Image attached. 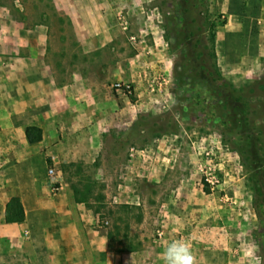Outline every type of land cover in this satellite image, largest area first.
I'll use <instances>...</instances> for the list:
<instances>
[{
	"label": "rangeland",
	"instance_id": "374dc122",
	"mask_svg": "<svg viewBox=\"0 0 264 264\" xmlns=\"http://www.w3.org/2000/svg\"><path fill=\"white\" fill-rule=\"evenodd\" d=\"M65 1L69 15L57 11L58 0L0 3L29 24L51 18L56 30L71 36L76 28L70 17L94 24L104 19V26H90L88 34L105 30L113 41L96 58H75L74 68L87 70V77L101 85L114 112L126 99L138 105L136 111L129 105L136 114L132 125L119 133L110 129L98 154L89 155L83 144L87 159L55 165L78 208L72 222L81 233L74 234L75 242L138 249L145 240L164 236L157 218L168 196L233 197L242 202L230 203L232 211L244 212L233 216L242 220H229L240 237L232 240L243 250L234 264H264V57L253 62L250 75L229 74L218 62L223 79L215 86L210 73L214 27L217 35L225 31L238 13L235 5L254 4L264 11V0H234V7L230 0H183L181 7L178 0ZM97 2L113 4L114 13L99 9ZM117 84L130 85L132 91L117 90ZM130 112L125 111L128 120ZM151 163L157 168L153 179L147 170ZM202 168L220 176L222 185L215 192L202 185ZM73 187L89 189L86 203L75 201ZM44 234L38 233L40 242Z\"/></svg>",
	"mask_w": 264,
	"mask_h": 264
},
{
	"label": "crops",
	"instance_id": "0c3cea01",
	"mask_svg": "<svg viewBox=\"0 0 264 264\" xmlns=\"http://www.w3.org/2000/svg\"><path fill=\"white\" fill-rule=\"evenodd\" d=\"M58 1L57 11L69 15L70 4ZM94 5L114 13L111 3ZM15 6L24 11L21 4ZM235 7L238 13L217 35L218 62L229 74L250 75L253 62L264 57V11L254 4ZM11 11L0 3V264H163L160 253L173 240L187 241L198 264H234L243 250L233 241L240 237L234 236L229 220H240L233 216L244 212L232 211L230 203L242 202L233 197L168 196L164 214L157 218L164 236L145 240L138 249L75 242L74 234L81 233L72 222L79 216L77 205L64 191L66 185L60 194L51 195L46 166L87 159L80 150L83 144L89 155L98 154L110 129L116 127L119 133L132 125V108L138 105L126 99L114 112L112 98L101 85L87 77V70L74 68L75 58H96L113 41L105 30L88 34L90 26H104V19L98 17L94 24L70 17L76 28L71 36L56 30L51 18L29 24ZM126 110L131 111L130 120ZM30 126L42 129L41 142L29 143ZM156 169L153 163L147 168L152 179ZM15 198L24 219L7 222ZM41 231L44 242L37 236Z\"/></svg>",
	"mask_w": 264,
	"mask_h": 264
},
{
	"label": "trees",
	"instance_id": "16d2710c",
	"mask_svg": "<svg viewBox=\"0 0 264 264\" xmlns=\"http://www.w3.org/2000/svg\"><path fill=\"white\" fill-rule=\"evenodd\" d=\"M183 0H178L177 4L179 7H181ZM212 36L210 38V42L212 43V59L214 60V63L211 65L212 66V70L210 71L211 73V77L213 81V86L216 85V83H218L219 81H221L223 79L222 77V70L218 64V57H217V52H216V42H217V31L214 27V29L212 30ZM212 86V87H213ZM218 88L220 86H217ZM230 108H232V106L229 105ZM26 135L28 138V141L30 144H36L42 141L43 139V131L41 128L37 127V126H30L27 128L26 130ZM73 191H74V197H75V201L77 203H86L87 200L85 198V196L88 194L89 189L84 190L83 192L81 190H79L77 187H73ZM10 205V204H9ZM11 206L13 207L14 213L13 214H9V216L7 217V222H13V221H23V215H22V205L19 199L15 198L12 200L11 202Z\"/></svg>",
	"mask_w": 264,
	"mask_h": 264
},
{
	"label": "built area",
	"instance_id": "2783aa9c",
	"mask_svg": "<svg viewBox=\"0 0 264 264\" xmlns=\"http://www.w3.org/2000/svg\"><path fill=\"white\" fill-rule=\"evenodd\" d=\"M117 90L125 91L130 93L132 87L130 85H122L117 84L115 85ZM203 176H202V185L204 187L209 188L213 192L219 189L222 185L220 176L216 173V170L212 169H201ZM47 177L50 184V192L52 196H57L63 189L64 180L62 171L58 170L55 165L51 166L47 170ZM109 222H105V225H108Z\"/></svg>",
	"mask_w": 264,
	"mask_h": 264
},
{
	"label": "clouds",
	"instance_id": "9594fccd",
	"mask_svg": "<svg viewBox=\"0 0 264 264\" xmlns=\"http://www.w3.org/2000/svg\"><path fill=\"white\" fill-rule=\"evenodd\" d=\"M163 264H198L190 244L185 240H173L160 253Z\"/></svg>",
	"mask_w": 264,
	"mask_h": 264
}]
</instances>
